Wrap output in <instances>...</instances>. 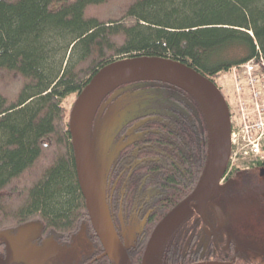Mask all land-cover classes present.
Listing matches in <instances>:
<instances>
[{"label":"trees","instance_id":"obj_1","mask_svg":"<svg viewBox=\"0 0 264 264\" xmlns=\"http://www.w3.org/2000/svg\"><path fill=\"white\" fill-rule=\"evenodd\" d=\"M140 56L185 63L216 84L233 67L264 57V0H0V84L19 80L11 96L0 91V230L36 220L68 242L85 226L96 237L64 101L103 67ZM170 85L172 97L182 90L188 101H175L172 114ZM126 86L135 87L126 105L135 101L136 111L121 125L131 134L117 146L104 194L115 225L121 213L127 225L141 219L144 238L130 254L141 263L156 227L199 186L213 123L204 98L173 80L122 84L102 104L117 102ZM238 172L226 178L259 176ZM32 173L38 176L23 181Z\"/></svg>","mask_w":264,"mask_h":264},{"label":"water","instance_id":"obj_2","mask_svg":"<svg viewBox=\"0 0 264 264\" xmlns=\"http://www.w3.org/2000/svg\"><path fill=\"white\" fill-rule=\"evenodd\" d=\"M146 79L173 80L194 89L197 95L204 98V102L209 108L213 123L211 135L213 142L215 137V144L212 145V141L210 143L208 162L199 186L189 198L171 211L154 230L144 256V264H150L153 261L157 246L161 244L162 247L168 236L191 215L190 202L196 201L195 209L203 214L213 195L223 189L220 184L227 171L231 155L232 125L229 106L218 86L185 63L163 57L140 56L125 58L103 67L93 77L77 97L71 111L69 125L80 187L85 197L94 229L106 248L107 255L118 258L122 255L123 249L114 229L105 200L104 176L101 175L99 178L97 175L96 167L93 163L95 154L91 151L90 145H92L93 150L97 149L95 146L98 147V156H100L102 148L101 145L96 143L98 142V137L100 138L98 122L100 124L101 117L109 104H102L104 98L122 84ZM97 114L98 122H96L95 126V139L89 133V129L91 130L90 127L96 120ZM121 125L120 123L116 128H121ZM260 175L264 176V169H261ZM219 218L220 228H222L221 214H219ZM34 222H37L38 225L32 222L21 225L18 228L16 238L27 241L32 231L40 234L43 226L38 221ZM129 243L130 240H127L126 246ZM13 256L18 261L30 263L37 255L34 251L17 250L13 253ZM196 264L233 263L208 261Z\"/></svg>","mask_w":264,"mask_h":264},{"label":"flooded vegetation","instance_id":"obj_3","mask_svg":"<svg viewBox=\"0 0 264 264\" xmlns=\"http://www.w3.org/2000/svg\"><path fill=\"white\" fill-rule=\"evenodd\" d=\"M167 91L168 97L170 98H168V114H172L170 108L173 106L175 101L179 102L184 106L187 105V94L183 93L182 90H180L181 95L179 99L174 94L172 97L173 87L171 85L168 87ZM197 97L199 98L200 96L197 95ZM124 126L121 127V130L119 129L115 132L114 141H116L117 146L121 144V142L125 143L126 139L128 138L127 135L131 134L129 132V129L124 128ZM94 154L95 155L93 163L96 167L97 175L100 178L102 173H100L101 171L98 156L99 154L96 153V151H94ZM123 163V160H120L119 164L114 170H119L120 167L123 166ZM261 169H264V166H261L258 169L252 168L247 173L255 174L254 172L261 171ZM113 173L114 171L107 174V179L112 178ZM230 181L238 182L233 185L232 191H237L239 188H241V186H245V188L243 189L244 191L256 186L258 184L259 177H229L224 179L222 184L227 185V183ZM112 188L113 186H111V190ZM196 204V201L190 202L189 206L191 209V215L187 217V219H185L168 236L167 240L161 247L159 260L156 262L153 260L150 264H196L208 261H219L233 264H259L255 260H252L250 257H248L242 251V249L236 244L235 240L230 238L227 232L224 231L223 227L220 228V209H209L207 208V205L206 209L204 210V213L201 214L197 211V209H195ZM110 217L116 234L119 238V241L122 244V249L127 253V264H144V256L149 242L146 244L141 263H139V261H135L133 259V256H130L131 252L134 251V248H136L138 242L140 240H143L144 238L143 233L140 234L139 222H141V219H139L138 217L132 219V222L137 221L138 224L133 223L132 225H127L128 221L127 219H125L124 214L121 213L119 214V219L116 220L115 225L112 216ZM34 221L36 220H31L24 224ZM91 224L94 231V235L96 236L94 237V239H92V236L89 234L88 230L86 229V226L84 227V229L92 245V252L90 255L85 256L79 264H120L118 261L120 260L121 256L118 258H114L106 254V248L104 247L102 241L96 234V230L94 229L92 221ZM18 227L15 230H9V234L16 235L18 232ZM60 232L61 231L55 228H47L45 230L43 229L40 234H37L36 232L32 231L28 236L27 241L23 239L18 240L16 238V235V237L14 236L10 239L9 243H6L8 245V248H10L13 253L17 250H24L25 252H36L37 256L32 260V262L26 263L40 264L43 263L45 259L54 251L53 248L57 243L61 245H69L75 238H71V241L68 242L70 236H68L66 233L63 234ZM97 239L100 243H98L97 241L93 242V240ZM127 240H130L128 246H126ZM0 244V254H4L7 251V246L3 243ZM165 252H167L166 254H169L168 257L165 256Z\"/></svg>","mask_w":264,"mask_h":264},{"label":"rangeland","instance_id":"obj_4","mask_svg":"<svg viewBox=\"0 0 264 264\" xmlns=\"http://www.w3.org/2000/svg\"><path fill=\"white\" fill-rule=\"evenodd\" d=\"M229 80V77L224 74L220 79L216 80L217 84L224 86ZM5 84H0V91H5L8 95L13 94L15 90L19 87V80L13 82V85L6 86ZM230 86L227 84L226 90L224 91L231 92L229 89ZM134 86H126L120 91H124V94L119 98L115 103L108 101L109 110L106 111L101 117L100 124L98 122V131L100 133V138L98 137V143L101 145L102 153L99 156L100 164V173L105 177L108 167L111 162L115 159L117 151V143L114 141V135L116 129L120 123L126 124L128 118L135 114V101L130 105H126V99L129 94H133L135 91ZM11 96V95H10ZM77 94L71 95L64 101V106L70 110L73 108ZM228 98V95H226ZM107 101L104 105H107ZM122 104L123 108L121 110L115 111L116 104ZM103 106V105H102ZM102 108V107H101ZM97 120H94L91 130L89 133L91 136H94L95 126ZM96 139V135L94 136ZM212 145L215 144L213 139ZM96 153H98V147ZM213 147V146H212ZM57 146L46 152V156H53L57 150ZM92 152L95 150L92 149ZM213 154V152H212ZM34 171V170H33ZM32 171V172H33ZM36 177L38 174H28L23 179L29 181L33 179V176ZM31 178V179H30ZM34 180V179H33ZM238 183L237 181H230L227 185H221L223 189L213 195L210 199L208 207L209 209H220V214L222 216L223 229L227 232L228 236L235 240L236 244L242 249V251L250 257L252 260H255L259 264H264V176L259 177L258 184L250 189L244 190L245 188L241 186L237 191H232L233 185ZM15 205L13 202L12 207ZM35 225H38L37 222H32ZM9 230L0 231V242L9 243L10 239L16 235L9 234ZM7 246V251L4 254H0V264H28L26 262L18 261L14 256L13 252ZM54 251L45 259L41 264H79L80 261L85 257L91 254L92 245L88 239L87 233L83 228L80 232L75 235L74 240L69 245H61L57 243L54 246ZM161 251V244L157 246V249L154 252L153 260L156 262L159 260V255ZM120 264H127V253L123 251L120 260Z\"/></svg>","mask_w":264,"mask_h":264},{"label":"built area","instance_id":"obj_5","mask_svg":"<svg viewBox=\"0 0 264 264\" xmlns=\"http://www.w3.org/2000/svg\"><path fill=\"white\" fill-rule=\"evenodd\" d=\"M233 130L230 169L264 162V57L230 72Z\"/></svg>","mask_w":264,"mask_h":264},{"label":"bare ground","instance_id":"obj_6","mask_svg":"<svg viewBox=\"0 0 264 264\" xmlns=\"http://www.w3.org/2000/svg\"><path fill=\"white\" fill-rule=\"evenodd\" d=\"M241 182V181H240Z\"/></svg>","mask_w":264,"mask_h":264}]
</instances>
